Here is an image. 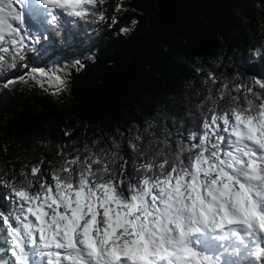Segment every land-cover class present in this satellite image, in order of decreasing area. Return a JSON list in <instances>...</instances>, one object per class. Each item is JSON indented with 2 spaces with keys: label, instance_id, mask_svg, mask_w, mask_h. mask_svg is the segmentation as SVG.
Masks as SVG:
<instances>
[{
  "label": "snow or ice",
  "instance_id": "obj_1",
  "mask_svg": "<svg viewBox=\"0 0 264 264\" xmlns=\"http://www.w3.org/2000/svg\"><path fill=\"white\" fill-rule=\"evenodd\" d=\"M17 2L0 0V69H14L47 39L29 29ZM38 3L56 35L64 16L105 19L95 10L104 0ZM255 55L264 59V51ZM33 71L35 86L52 95L67 90L70 73ZM207 79L217 83L213 73ZM254 85L262 91L209 88L200 129L177 130L174 143L168 129L162 137L151 132L146 144L129 132L131 179L113 138L112 149L85 144L83 157L61 146L50 173L41 161L0 180L7 189L0 194L7 204L0 205V251L12 258L0 256V264H264V79Z\"/></svg>",
  "mask_w": 264,
  "mask_h": 264
},
{
  "label": "trees",
  "instance_id": "obj_2",
  "mask_svg": "<svg viewBox=\"0 0 264 264\" xmlns=\"http://www.w3.org/2000/svg\"><path fill=\"white\" fill-rule=\"evenodd\" d=\"M106 1L95 9L104 20L65 16L59 35L42 22L47 39L36 47L47 46L51 58L44 69L70 73L67 90L52 95L35 86L27 53L14 69H0V180L41 161L50 173L61 146L65 153L80 149L83 157L85 144L112 149L113 138L131 179L136 156L129 132L142 134L146 144L151 132L162 137L168 129L174 143L177 130L187 135L200 129L209 88L215 94L228 83L262 91L254 80L264 79V59L255 55L264 51V0ZM125 27L131 31L121 34ZM6 192L0 187V194ZM0 205L7 207L2 200ZM0 256L10 258L3 251Z\"/></svg>",
  "mask_w": 264,
  "mask_h": 264
},
{
  "label": "rangeland",
  "instance_id": "obj_3",
  "mask_svg": "<svg viewBox=\"0 0 264 264\" xmlns=\"http://www.w3.org/2000/svg\"><path fill=\"white\" fill-rule=\"evenodd\" d=\"M105 2V4H108V3H106L107 1L105 0L104 1ZM104 4V3H103ZM102 4V5H103ZM41 10H42V13L43 14H41V13H39L41 16H42V18L44 19L45 17H44V13H45V9L43 8V7H41ZM28 27H29V29H31L33 32H38V27H37V25H27ZM32 26V27H31ZM31 27V28H30ZM47 46L45 47L44 46V44H42V45H40L39 47H36V50H34V51H29V52H27V54L29 55V57H28V65L30 66V67H33V68H35V69H40V68H48L49 66H50V59L51 58H49L48 57V55H47ZM69 50L72 52V53H74L75 52V50H74V48L71 46V45H69ZM75 56H78L77 54H75ZM17 73H18V71H17Z\"/></svg>",
  "mask_w": 264,
  "mask_h": 264
},
{
  "label": "bare ground",
  "instance_id": "obj_4",
  "mask_svg": "<svg viewBox=\"0 0 264 264\" xmlns=\"http://www.w3.org/2000/svg\"><path fill=\"white\" fill-rule=\"evenodd\" d=\"M36 21H38V23L41 24L44 20H43L42 16L40 15V17H39L38 19L36 18ZM40 24H39V25H40ZM31 27H32V26H31ZM31 27H30V28H31Z\"/></svg>",
  "mask_w": 264,
  "mask_h": 264
}]
</instances>
